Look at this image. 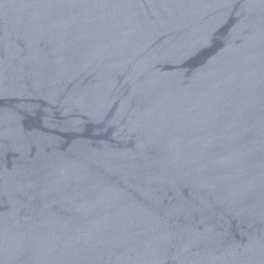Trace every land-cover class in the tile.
I'll use <instances>...</instances> for the list:
<instances>
[{
    "label": "water",
    "instance_id": "95a60500",
    "mask_svg": "<svg viewBox=\"0 0 264 264\" xmlns=\"http://www.w3.org/2000/svg\"><path fill=\"white\" fill-rule=\"evenodd\" d=\"M0 264H264V0H0Z\"/></svg>",
    "mask_w": 264,
    "mask_h": 264
}]
</instances>
